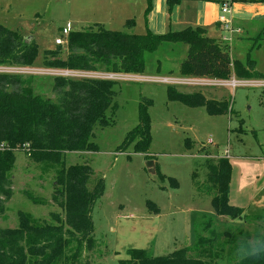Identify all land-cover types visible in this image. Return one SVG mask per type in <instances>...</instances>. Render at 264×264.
<instances>
[{"label": "rangeland", "instance_id": "374dc122", "mask_svg": "<svg viewBox=\"0 0 264 264\" xmlns=\"http://www.w3.org/2000/svg\"><path fill=\"white\" fill-rule=\"evenodd\" d=\"M115 1L0 0V25L24 39H32L38 49L32 68L42 70L45 54L58 51L62 59L66 58V44L60 47L55 44L63 28L77 32L101 24L109 31L144 35L142 24L128 29L125 20L118 21L126 16L116 11ZM134 1L127 0L128 5ZM136 7L139 11V6ZM104 21L110 24L106 26ZM249 22L241 23L240 33L229 34L225 30L224 37L230 39L226 43L232 61L245 68L247 60L252 61L254 72L264 76V42L255 46L253 41L264 21ZM186 52L185 47L165 46L147 55L143 76H169L170 68L177 74L178 64L174 63L182 60ZM156 61L161 63L160 72L156 71ZM115 82L117 108L112 115L113 123L94 129L92 141L96 151L65 157L67 166L90 167L89 190L99 181L102 184V193L91 212L96 252L101 256L95 264H119L128 259L129 251L163 257L191 249L200 233L195 231V226L201 216L214 215L211 198L205 192L207 163L219 159H227L231 166L229 204L242 210L243 216L263 217L232 224L249 234H264L261 232L264 229V87L175 88L179 94L197 92L206 100L226 103L225 112L212 115L204 107H190L169 99L166 84ZM142 105L150 125L148 157L134 153L133 145L120 151L125 137L139 122ZM225 151L228 157H224ZM15 158V197L6 205L9 209L6 222L0 219V225L9 228L17 227V211L36 219H48L50 213L59 212L52 201L50 183L54 174L43 172L24 152L16 153ZM148 161L154 163L155 174L146 168ZM195 184L201 187L199 192ZM25 190L42 198L45 205L29 202L22 194ZM225 221L219 219L215 224L217 230H225Z\"/></svg>", "mask_w": 264, "mask_h": 264}, {"label": "trees", "instance_id": "16d2710c", "mask_svg": "<svg viewBox=\"0 0 264 264\" xmlns=\"http://www.w3.org/2000/svg\"><path fill=\"white\" fill-rule=\"evenodd\" d=\"M257 2L264 4V0ZM133 26V20L126 21V28ZM253 41L255 46L264 42V26ZM165 46L187 48L186 56L174 63L178 64L177 74L170 68L169 76L264 80V76L254 72L252 61L247 60V68L232 61L227 43L208 37L201 27L136 35L109 31L95 24L89 30L70 32L66 58L62 59L58 51L47 53L44 68L144 75L146 56ZM37 55L33 41L26 44L18 33L0 25V66L31 68ZM160 69V61H156V71ZM115 85L116 82L98 79L0 75V219L6 222L9 211L6 205L15 197L13 176L18 152H24L43 172L54 174L50 183L52 201L59 210L50 213L48 219H36L17 211L16 228L0 225V264H95L101 257L96 252L91 220L93 206L102 193L101 181L89 190L90 167L67 166L65 157L96 151L92 141L94 129L113 123L112 115L117 108ZM175 88L168 86L169 99L190 107H204L212 115L227 108L225 102L206 100L197 92L179 94ZM150 139L149 119L142 105L139 122L125 137L120 151L133 145L134 153L148 157ZM207 166L205 192L211 198L214 215L201 216L198 227L195 226L200 233L194 246L163 257L129 251L128 259L119 264H234L232 253L236 242L258 234L243 232L232 223L263 217L243 216L242 210L229 204L231 166L227 159L211 161ZM196 185L199 192L201 187ZM22 194L32 204L45 205L42 198L27 190ZM223 218L225 230H217L215 224ZM246 264H264V260Z\"/></svg>", "mask_w": 264, "mask_h": 264}, {"label": "crops", "instance_id": "0c3cea01", "mask_svg": "<svg viewBox=\"0 0 264 264\" xmlns=\"http://www.w3.org/2000/svg\"><path fill=\"white\" fill-rule=\"evenodd\" d=\"M258 0H135L128 5L127 0H116L120 16L118 21L133 20L134 26L142 24L144 32L164 34L168 31H180L187 27H201L207 36L221 40L225 30L219 23L223 5L229 4V13L226 18L233 29H240L241 23L259 24L264 21V4ZM139 3V4H138ZM136 6H139V11ZM136 8V9H134ZM133 10V12H131ZM137 10V13H135ZM138 14L140 15L139 17ZM246 18H249L248 20ZM108 26L109 21H104ZM104 28H106L104 26ZM144 33V34H145ZM240 33V32H239Z\"/></svg>", "mask_w": 264, "mask_h": 264}, {"label": "built area", "instance_id": "2783aa9c", "mask_svg": "<svg viewBox=\"0 0 264 264\" xmlns=\"http://www.w3.org/2000/svg\"><path fill=\"white\" fill-rule=\"evenodd\" d=\"M229 13V6L223 5L221 15L219 17V23L223 29L229 34L239 33V29H233L230 21L226 18ZM70 34L69 27L63 28L60 31L59 37L55 39L56 46H62L66 44L67 37ZM222 42L230 41L223 37ZM0 75H13V76H40V77H62L69 79H98L107 81H155L163 83L171 87H229L237 88L241 85H252L264 87V80H237L232 77L229 80H216L208 78H192V77H178V76H162V77H149L143 75H128V74H116V73H103V72H82V71H70V70H59V69H42L36 70L31 68L16 67V66H0ZM42 75V76H41ZM224 157H228V152L225 151Z\"/></svg>", "mask_w": 264, "mask_h": 264}, {"label": "clouds", "instance_id": "9594fccd", "mask_svg": "<svg viewBox=\"0 0 264 264\" xmlns=\"http://www.w3.org/2000/svg\"><path fill=\"white\" fill-rule=\"evenodd\" d=\"M264 233V229L261 230ZM234 264H246L251 260H264V234L254 238H243L233 248Z\"/></svg>", "mask_w": 264, "mask_h": 264}, {"label": "water", "instance_id": "95a60500", "mask_svg": "<svg viewBox=\"0 0 264 264\" xmlns=\"http://www.w3.org/2000/svg\"><path fill=\"white\" fill-rule=\"evenodd\" d=\"M31 41H32L31 38H25V39H24V42H25L26 44L31 43ZM146 168L148 169V171H149L151 174H155V169H154V163H153V162L148 161V162L146 163Z\"/></svg>", "mask_w": 264, "mask_h": 264}]
</instances>
